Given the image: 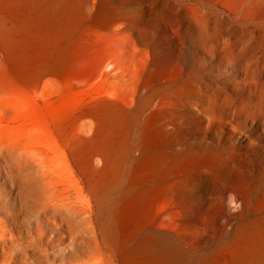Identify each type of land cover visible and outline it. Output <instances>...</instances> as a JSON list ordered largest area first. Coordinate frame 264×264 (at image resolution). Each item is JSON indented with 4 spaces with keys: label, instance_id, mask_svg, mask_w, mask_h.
I'll return each mask as SVG.
<instances>
[{
    "label": "bare ground",
    "instance_id": "obj_1",
    "mask_svg": "<svg viewBox=\"0 0 264 264\" xmlns=\"http://www.w3.org/2000/svg\"><path fill=\"white\" fill-rule=\"evenodd\" d=\"M33 4L41 5L40 17L52 18L48 31L20 14V7ZM63 4L0 0V91L10 83L36 88L46 77L63 80L69 75L98 76L117 90L77 103L58 124L60 158L40 147L33 151L35 187L19 194L21 205L29 198L35 212L34 236L6 225L0 234L1 264H48L54 243L70 252L80 246L85 232L93 246L90 253L102 251L118 264H209L206 257L184 262L188 239L193 231L223 218L218 194L227 189L223 181L236 152H215L209 146L206 151H185L172 116V109L183 102L180 87L169 92L167 87L177 85L176 80L158 92L144 87L141 76L149 62L142 63L139 57L144 55L139 47L141 31L129 22L119 24L118 13L107 0ZM243 5L244 0H226L222 7L232 15ZM254 8L264 11L259 2ZM215 39L212 54L230 49L224 36ZM159 66L155 64L154 70ZM259 80L240 84L242 89L264 94V80ZM126 85L133 89L121 97ZM246 172H235L229 190L237 209L253 197L251 172ZM199 188L211 197L201 212L190 207ZM260 221L264 223V218ZM247 250L242 252L248 254ZM239 252H221L212 264H264L263 250L244 263L238 259Z\"/></svg>",
    "mask_w": 264,
    "mask_h": 264
},
{
    "label": "rangeland",
    "instance_id": "obj_2",
    "mask_svg": "<svg viewBox=\"0 0 264 264\" xmlns=\"http://www.w3.org/2000/svg\"><path fill=\"white\" fill-rule=\"evenodd\" d=\"M79 1L59 0L67 6ZM107 1L116 9L119 24L129 22L141 31L139 47L145 56L139 57L142 63L149 62L141 76L144 87L158 92L170 81L178 82L167 88L170 92L180 87L183 97L180 106L172 109V116L179 124L177 133L185 151H206L209 146L215 152H236L228 162V174L223 181L227 189L222 188L218 194L223 218L204 230L193 231L184 262L206 257L212 264L221 252L228 250L241 251L238 257L241 263L255 260L256 252L264 251V223L260 221L264 218V202H261L264 198V94H260L259 89H242L240 83L264 80V11L254 8L255 2L264 6V0H244L242 9L232 15L222 7L226 0ZM43 13L39 4L20 7L23 17L48 31L53 21L47 15L40 17ZM169 29L171 32L167 33ZM220 36L225 37L230 49L212 54L211 42ZM157 63L160 66L154 70ZM248 66L255 68H246ZM245 74H248L246 79ZM113 88L117 90L110 81L105 83L98 76L79 75H69L63 80L46 77L36 88L19 83L1 88L0 234L6 225H11L10 229L17 228L22 234L34 236L35 212L29 198L27 206L21 205L20 199L21 191L24 195L35 187L33 151L40 147L60 158L56 148L58 124L77 103H86ZM132 89L133 85L123 86L121 97ZM161 96V92L156 93L155 99ZM17 154H21L20 158ZM23 156L28 160L23 161ZM247 170L251 172L253 197L244 208L237 209L229 190L235 172L245 174ZM210 203L211 197L199 188L190 207L201 212ZM49 234L52 233L47 236ZM171 241L176 243L173 238ZM78 243L80 246L71 248L70 252L54 243L50 249L53 257L47 260L48 264H118L102 251L96 255L90 253L93 246L89 232L87 235L85 232L83 241ZM245 249L248 254L242 252ZM2 260L0 256V264Z\"/></svg>",
    "mask_w": 264,
    "mask_h": 264
}]
</instances>
